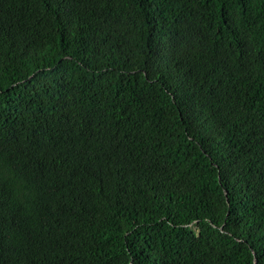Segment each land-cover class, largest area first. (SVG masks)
<instances>
[{
  "label": "trees",
  "instance_id": "1",
  "mask_svg": "<svg viewBox=\"0 0 264 264\" xmlns=\"http://www.w3.org/2000/svg\"><path fill=\"white\" fill-rule=\"evenodd\" d=\"M264 264V0H0V264Z\"/></svg>",
  "mask_w": 264,
  "mask_h": 264
},
{
  "label": "water",
  "instance_id": "2",
  "mask_svg": "<svg viewBox=\"0 0 264 264\" xmlns=\"http://www.w3.org/2000/svg\"><path fill=\"white\" fill-rule=\"evenodd\" d=\"M257 262L255 261V264H256Z\"/></svg>",
  "mask_w": 264,
  "mask_h": 264
}]
</instances>
